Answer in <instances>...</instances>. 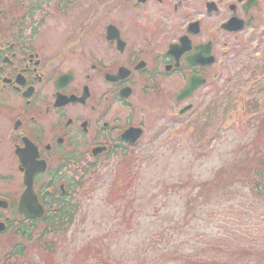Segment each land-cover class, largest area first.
I'll use <instances>...</instances> for the list:
<instances>
[{"label":"rangeland","instance_id":"374dc122","mask_svg":"<svg viewBox=\"0 0 264 264\" xmlns=\"http://www.w3.org/2000/svg\"><path fill=\"white\" fill-rule=\"evenodd\" d=\"M106 1L110 5L102 6ZM113 1L80 0L81 6L68 15L54 13L39 38L46 44L43 50H54L56 40L78 35L80 28L96 44L105 31L91 36L90 28ZM15 3L0 0V19L7 5ZM131 13L118 7L102 20H123L125 34L137 39ZM218 22L217 59L211 63L209 83L188 99L193 108L186 105L180 114L188 100L170 105L155 93L134 101L133 123L143 117L147 131L129 152L91 165L83 177L78 169L68 171L81 174L82 185L71 190L65 207L71 220L67 217L63 229L44 232L40 221L25 234L21 231L29 225V214L18 209L19 200L7 209L0 199V213L9 221L0 225L7 227L0 230V264H185L187 257L211 256L215 262L223 257L230 262L236 253L226 252L227 244L243 254L244 249L259 253L230 264H264V198L245 187L249 167L259 165V153H252L264 149V31L255 33L247 26L239 34H228L219 30ZM165 23L167 30L174 27L171 21ZM4 95L15 99L12 93ZM11 120L0 112L1 127H10ZM4 150L9 157L0 173L11 175L12 186L0 182L3 198L1 194L25 191L28 182L17 172L16 155L6 149L0 134V152ZM20 205L28 211L24 201ZM240 241L247 245L233 244ZM17 244L24 245L22 254L13 253Z\"/></svg>","mask_w":264,"mask_h":264},{"label":"flooded vegetation","instance_id":"af4514ba","mask_svg":"<svg viewBox=\"0 0 264 264\" xmlns=\"http://www.w3.org/2000/svg\"><path fill=\"white\" fill-rule=\"evenodd\" d=\"M195 1L114 0L90 28L91 36L105 31L96 44L86 40L80 28L78 35L56 40L52 51L43 50L46 44L39 40L44 26L54 13L68 15L81 6L80 0H16V7L9 4L4 9L0 112L4 110L12 120L10 127L0 125V134L6 149L16 155L17 172L23 178L27 170L33 172L34 190L45 213H61L59 208L66 207L71 190L82 185L87 168L129 152L141 140L147 129L143 117L133 123L134 101L155 93L167 104L182 103L209 83L211 56L217 59V20L219 30L228 34H239L247 26L255 33L264 31V0H204L202 7L200 0ZM118 7L132 12L137 39L125 34L123 20L104 24L102 19ZM170 21L174 27L167 30L165 22ZM173 78L179 82L167 84ZM191 79L203 84L186 98H177ZM186 105L192 109L194 102L188 100L178 113ZM7 156V150L0 152V168ZM71 169H78L82 177L69 175ZM10 176L0 173V182L12 186ZM22 192L1 194L6 199H0L8 209ZM2 220L9 222L0 213Z\"/></svg>","mask_w":264,"mask_h":264},{"label":"trees","instance_id":"16d2710c","mask_svg":"<svg viewBox=\"0 0 264 264\" xmlns=\"http://www.w3.org/2000/svg\"><path fill=\"white\" fill-rule=\"evenodd\" d=\"M259 148H257L253 153V157H256V155L258 154V164L259 165H255L254 161L255 159H252L251 162L254 163L252 164V167H249L248 169V173H247V177H246V185L245 187H247L248 191L254 196V197H259V198H264V149L260 150ZM250 171V172H249ZM221 174H219L220 176ZM263 180V181H262ZM224 184V183H223ZM226 185V184H225ZM61 213L59 215H51L49 214L48 216H44L42 218V222L44 224V232H47L48 230H52V231H58L60 229H63L64 225L66 224V220L67 217L69 219V221L71 220L70 215L71 213L69 212V210H67L66 208H62ZM236 242V241H235ZM235 246L237 245H247L245 243V241H240L237 243H233ZM233 246H231L230 244L226 245V249L225 251L228 252L229 250H231L232 253L231 255H234L236 253L235 258L231 259V261L229 262L227 260V258L223 257L222 261H216L214 260V258L208 259L207 258H193V257H187L185 258V264H230L231 262H241V257L242 256H247V258H252L255 257L256 255H259V253L256 250H252L250 251V249H244V254L241 253V251L239 250H233L232 249ZM24 251V245H15L14 249H13V253H15V255L17 254H22ZM230 255V254H229ZM178 258V257H177ZM176 259V258H174ZM252 264V263H251Z\"/></svg>","mask_w":264,"mask_h":264},{"label":"water","instance_id":"95a60500","mask_svg":"<svg viewBox=\"0 0 264 264\" xmlns=\"http://www.w3.org/2000/svg\"><path fill=\"white\" fill-rule=\"evenodd\" d=\"M27 181L28 182L26 183L24 195L22 196L21 200L19 201L18 209L24 213L29 214V215L38 216L41 213L42 209H41V206L37 203L36 196L33 192L32 181L30 179ZM22 201H24L25 204L27 205V207L25 205V209H27L28 211H24L22 209V207L20 205ZM1 228H2V226H0V229Z\"/></svg>","mask_w":264,"mask_h":264}]
</instances>
